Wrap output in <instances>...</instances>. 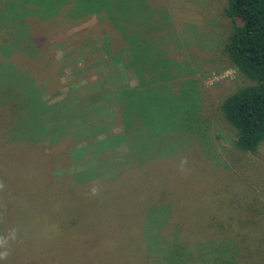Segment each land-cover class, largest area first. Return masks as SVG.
<instances>
[{"label":"rangeland","instance_id":"1","mask_svg":"<svg viewBox=\"0 0 264 264\" xmlns=\"http://www.w3.org/2000/svg\"><path fill=\"white\" fill-rule=\"evenodd\" d=\"M8 1L0 0V9ZM227 3L228 0H154V106L159 108L158 119L163 122L155 126L154 139L157 151L176 149L178 154L161 163L156 161L154 176L146 181L132 183L123 191L100 194L102 197L96 201L95 196H86L81 188L69 194L68 199L59 200L55 193L50 197L42 174L31 172L32 167L28 166V146L11 144L10 128L16 125L15 118L6 107L0 108V182L5 185L0 190V235L11 228L18 233L10 256L0 264H101L99 250L131 255L139 254L136 247L145 251V245L140 247L137 241L145 238L148 227L154 229L159 240H169L175 237L176 219L180 228L187 224L189 233L191 223L197 220L206 223V228H216L217 223L227 219H245L240 210L249 206L258 212V217L251 219H263L264 224V140L256 151L238 149L234 144L236 129L219 107L227 94L250 83L224 52V41L237 23L225 14ZM7 9L9 19L0 21L6 26L2 35L16 32L9 23L19 18L21 1L13 0ZM27 18L34 20L33 14ZM98 22L99 16L92 10H68L63 12L59 24L43 33L52 42L60 71L59 80L43 85L42 98L47 102L69 98L72 107H91L97 82L112 88L119 81L133 88L150 85L141 78L142 66L123 50L126 44L105 20ZM35 28L31 22L30 30ZM114 38L115 49L111 42ZM4 47L0 41V99L8 89L33 95L32 88L29 91L18 87L19 71L12 66H20L28 50L21 46L23 54H17L19 49L8 54L9 48ZM105 58L110 60L106 65ZM102 62L105 69L98 67ZM148 72L145 76L149 81L153 73ZM22 76L32 83L27 74ZM104 94L100 100L95 98L101 103L98 112L91 110L84 119L76 121L70 135L52 144L58 151L64 147L69 156L50 167V179L78 172L91 162L100 163L106 174L128 166L125 132L130 121L119 109L121 97L107 103ZM185 159L187 164L181 171V161ZM153 188L154 210L165 213L154 212V219L140 211L142 193L145 196ZM104 199L110 207L108 213L93 217L95 202ZM83 207L90 210V217L87 209L77 216L75 210L83 211ZM99 230L104 237L101 248H97ZM219 231L221 236H228L227 231ZM256 234L264 236V231ZM167 246L165 253L156 250L154 255H172V243ZM226 248L201 247L196 250L194 261L244 264V253H232ZM85 252L90 253L86 262Z\"/></svg>","mask_w":264,"mask_h":264},{"label":"trees","instance_id":"2","mask_svg":"<svg viewBox=\"0 0 264 264\" xmlns=\"http://www.w3.org/2000/svg\"><path fill=\"white\" fill-rule=\"evenodd\" d=\"M12 1L9 0L2 5L1 22L9 19L7 7ZM19 1L22 7L20 16L16 21L9 23L16 32L7 31L8 34H0V41L5 45L4 49L9 48L8 54L17 52V49L20 51L17 54H23L22 49L19 48L21 46L28 50L29 53L24 56L23 63L20 66L15 64L12 66L19 71L17 73L20 77L18 87L28 88L29 91L32 88L33 95L29 96V92L25 90L18 94L15 92L17 90L8 89L6 95L0 99V108L6 107L7 112L15 118L16 125L10 128L11 144L28 146V166L32 167L31 172L42 174L45 187H49L46 191L50 197L55 193L59 200L66 198L77 188H81L87 196L92 195V189L96 188L97 194L92 195L95 196L94 201H96L98 197H102L100 194L110 193L112 190L120 191L132 183L146 181L153 177L156 161L161 163L162 160L166 161L169 157L178 154L176 149L163 148L157 151V143L154 139L155 126L163 123L158 119L159 108L154 106V0ZM80 9L97 13L98 24L101 20H105L113 29L115 36L126 44L123 50L128 52L131 60L142 66L144 73L142 72L141 78L145 79V83L150 82L149 86L133 88L126 82L119 81L115 84V88H112L97 82L93 87L94 95H91V98H94L91 107L89 105L72 107L68 104L69 98L53 103L42 98L45 92L43 85L49 86L55 82L54 80H59L60 72L53 48L51 49L52 42L43 33L61 22L63 12L70 10L71 13H75ZM30 14H33L34 20L27 18ZM225 14L237 23L235 22L224 41V52L233 65L250 79V83L227 94L221 100L219 107L227 121L236 129L235 146L240 150L253 152L264 140V0H228ZM31 22L36 25L34 31L30 30ZM3 29L6 30V26L1 23L0 32ZM15 38L19 41H15ZM117 38L113 41L111 39L114 49ZM104 61L105 65L108 61L110 62L107 58ZM99 66L105 69L103 62ZM149 68L152 72H148ZM145 72L153 73L149 81L146 80ZM23 74L31 77L32 83L25 81ZM103 93L107 103L115 101L117 96L121 97L119 109L124 119L130 121L125 132L126 151L130 154V162L126 163L128 166L118 172L108 171L106 174L101 170L100 163L92 164L91 162L78 172H67L61 177L50 179V167L61 164L69 156L64 151V147L62 151H58L52 144L62 136L70 135L76 126V121L84 119L91 110L98 112L101 103L96 102L95 98L99 97L98 100H100ZM142 194L141 215L150 214L152 219H154V212L165 215L164 211L154 210V188L151 193L145 196L144 193ZM109 208L106 199L98 200L95 202L93 217L102 215L104 212L108 213ZM85 209L87 208L83 207V211L75 210L77 216ZM253 209L249 206L247 209L240 210L245 219H235L232 216L233 219L217 223L216 228H206V223L197 220L191 223L189 233L187 224L183 223V227L180 228V221L176 219L173 221L176 234L169 240L160 239V241L156 238L154 229L148 227L145 238L142 236L138 239L142 243L139 244L137 241L140 247L145 245V251L136 247L139 254L131 255L122 251L98 249L102 255L100 263L198 264L194 261L196 250L201 247L223 246L228 247L226 250L232 253H244V264H264V236L256 234L264 231V224L261 223L263 219H251V217H258L257 210ZM244 211L248 212V215ZM85 212L89 214V217L91 216L90 210ZM219 230L227 231L228 236H221L222 233ZM102 235L101 232L97 248L103 247ZM196 237L200 238L194 240ZM209 242L216 245L207 246ZM170 243L173 250L175 249L172 255L160 257L154 255L157 254L156 250L159 253H165V248ZM85 253L88 254L83 259L86 262L90 253Z\"/></svg>","mask_w":264,"mask_h":264},{"label":"clouds","instance_id":"3","mask_svg":"<svg viewBox=\"0 0 264 264\" xmlns=\"http://www.w3.org/2000/svg\"><path fill=\"white\" fill-rule=\"evenodd\" d=\"M187 164V160L181 161V171H184V165ZM5 185L3 182H0V190H3ZM92 195L97 194V189H92ZM17 229L11 228L7 231L6 234L0 235V261H6L10 256L11 244L17 240Z\"/></svg>","mask_w":264,"mask_h":264}]
</instances>
